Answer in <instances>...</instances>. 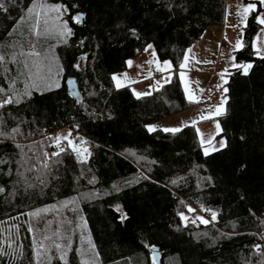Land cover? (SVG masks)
I'll return each mask as SVG.
<instances>
[{
	"label": "trees",
	"instance_id": "obj_1",
	"mask_svg": "<svg viewBox=\"0 0 264 264\" xmlns=\"http://www.w3.org/2000/svg\"><path fill=\"white\" fill-rule=\"evenodd\" d=\"M3 2L0 99L20 95L21 102L0 108V131L9 134L0 136V249L8 253L0 264H13V250H23L22 264H33L38 237L55 233L70 242L68 264L91 259L89 240L98 264H153V245L156 264H169L171 255L178 264H257L255 245L264 246V56H256L251 41L259 7L235 52L252 68L228 74L220 117L227 146L205 155L192 125L171 133L147 124L188 106L176 68L207 26L222 23L225 0H105L103 19L91 18L86 0ZM40 3L67 12L61 20L49 13V33L36 37L27 10ZM80 13L76 23L72 17ZM64 21L72 30L66 43L58 35ZM148 44L174 70L170 83L137 98L129 87L117 89L112 77ZM53 81L60 87L47 89ZM26 90L31 96H23ZM65 126L78 133L77 144L88 142L91 156L81 164L70 151L61 153L45 174L37 157L59 151L48 137ZM41 209L48 210L29 215ZM58 237L44 240L49 245Z\"/></svg>",
	"mask_w": 264,
	"mask_h": 264
},
{
	"label": "rangeland",
	"instance_id": "obj_2",
	"mask_svg": "<svg viewBox=\"0 0 264 264\" xmlns=\"http://www.w3.org/2000/svg\"><path fill=\"white\" fill-rule=\"evenodd\" d=\"M86 2L91 11V18L103 19L101 9H103L105 14L107 2L105 0L104 2H101V0H86ZM249 4L254 7L242 15L243 9ZM258 7L256 22L259 27L252 37L251 45L255 54L258 48L261 50L260 55L256 54V56H264V24L260 23V20L264 19V0H225L222 23L207 26L201 36L186 48L176 68L188 106L176 113L153 120L147 126H156V129L163 131L165 128H182L185 125L193 126V122H195L193 127L196 130L202 151L204 152V148L208 147L210 152H212L211 147L207 143L201 144V134L205 140L210 135L214 136L212 144L216 148H220L219 142L222 139L225 140V138L220 135L221 131L217 134L215 124L217 121L220 124L221 116H214L213 113L215 107L221 103L222 98L226 97V93L222 88H218L217 85L223 83L221 73H225V69H227V72L224 74V79L227 80L230 71L237 68L233 66L234 64L249 63L237 60L235 55L237 51L236 45L238 41L244 45V28L247 25L248 17L251 12H257ZM146 48L147 46L135 57L128 59V61H132L131 66L127 64L124 71L114 74L121 78V83L126 85L124 87H129L134 95L135 93H149L153 87L164 82L165 78H168L169 74L174 70L171 63L169 69L157 71V63H149V61H158L163 66L164 62L169 60L159 59L156 56L154 46L147 51L145 50ZM186 55L188 56V61L186 66L181 68L180 65L184 63ZM232 57H235V60ZM38 63L40 64V61ZM125 73L127 74L126 78L122 75ZM181 74H183V78ZM114 83L116 85V81ZM223 87H226V84H223ZM133 90H135V93ZM190 96L193 99H198L199 102H190ZM209 115H212L211 119H201V116ZM197 129H199V132H197ZM69 132H71V128H60L56 133L52 134L54 136H66ZM70 139L74 140L72 136ZM77 145L80 146V143ZM210 220H213L212 215H210ZM42 222L44 223L45 220H42ZM54 236H51V240ZM38 238H40V241H37L36 246L42 243L46 247H51L52 244L47 245L44 237L40 235ZM66 241L67 243L64 241V236L59 233L55 243L62 245L70 243L69 240L66 239ZM55 251H57L55 248H51V264H54L53 260L58 258L60 254L58 251V254H56ZM33 264H35L34 259ZM169 264H178L172 255L169 257Z\"/></svg>",
	"mask_w": 264,
	"mask_h": 264
},
{
	"label": "snow or ice",
	"instance_id": "obj_3",
	"mask_svg": "<svg viewBox=\"0 0 264 264\" xmlns=\"http://www.w3.org/2000/svg\"><path fill=\"white\" fill-rule=\"evenodd\" d=\"M254 6L252 4H249L246 8L243 9V13L242 15L246 14L249 10H251ZM0 10H4L7 11V8L5 7V4L3 2V0H0ZM67 12V8L66 6L60 5V4H45V3H40V4H34L32 7L28 8L27 13L29 16H34L35 17V23L32 26V32L30 33L31 35H34L36 37H41V36H45L49 33V28H48V24H49V13H55V19L56 20H61L63 14ZM82 16L83 14H77L76 16L72 17V19L76 22V23H81L82 22ZM41 17H43V20H41ZM23 20V18H22ZM43 23V29L41 28V24ZM261 24H264V19L260 20ZM130 31L132 32L133 35L136 34V30L135 29H130ZM11 35V33L9 34ZM58 35L60 37L63 38V41L66 43L67 42V38L70 37L72 35V30L71 28H69L67 26V22L64 21L62 22V24L59 27L58 30ZM83 43V42H81ZM2 47V46H0ZM243 44L238 41L237 45H236V49H242ZM153 45L149 44L147 45V48L145 49L146 51L148 49H152ZM190 51V50H189ZM261 50L258 48L256 51L257 55H260ZM32 55H36L39 56V53L37 52H33ZM86 58V57H84ZM5 57L3 55H0V61H4ZM233 60H235V57H232ZM13 60H15V55H13ZM188 61V56L186 55L184 57V63H182L180 65L181 68H184L186 66V63ZM129 66L132 65V61H127L126 62ZM149 63H157V71H165L167 69H169L171 67V62L170 61H165L163 66H161L159 64L158 61H149ZM27 63H25V67H27ZM234 67H237L239 69L242 70V74L247 75L249 70L252 68V64L251 63H241V64H234ZM74 67L79 68V64L75 65ZM227 72V69H225V73ZM225 73H221V78L223 83L220 85H217L218 88H222L223 91L226 93L228 91V89L226 87H223V84L227 83V80L224 79V74ZM124 78L127 77V74H122ZM181 77L183 78V74H181ZM112 79L114 81H116V87L120 88V87H124L126 86L125 84L121 83V78L117 75H113ZM165 82L166 83H170V79L165 78ZM68 83H73L72 80H69ZM159 83V82H157ZM35 86V85H33ZM60 87V84L58 81H53L52 83H48L46 84V88L47 89H51L52 87ZM4 91L3 89H0V92ZM135 93V90H133ZM151 93H135V95L137 96V98H139L140 96L143 95H150ZM23 96L25 97H29L31 96V91L26 90L23 93ZM189 101L190 102H196L198 103L199 100L198 99H193V97H189ZM21 102V97L20 95H16L15 97L13 96H6L3 99H0V108L5 107V105H10V104H19ZM227 103V97H223L221 100V103L219 105H217L214 109V116H222V115H226V109H225V105ZM212 115L209 116H201V119H211ZM195 122H193V126H194ZM187 126V125H185ZM78 127V126H77ZM149 131H155L156 130V126H147ZM215 127L217 129V134L219 131H222V129L220 128V124L217 121L215 124ZM20 129L19 128H14L12 129V133H19ZM163 131L165 132H171V133H177L182 131V128H165L163 129ZM197 132H199V129H197ZM9 134L8 133H4L3 131H0V136H4L7 137ZM71 132H69L66 136H50L48 137L49 140L54 141L55 146L59 149V151L56 152H52L51 154L48 153H43L42 157H37V159L40 161V165L42 170L45 172V174H47L48 172L51 171V168L53 167L54 164H58L60 163L59 160H52V157H58L61 153H65V152H71L75 155L77 162L84 164L87 162L88 157L91 156V152L89 151L87 145V141H85L83 138H79L80 139V146H78L74 140L70 139L71 137ZM11 138L14 140L15 136L12 135ZM214 139V136H209L207 140H205L203 138V135L201 134V144H205L207 143L210 147L212 151H219L220 148L226 147L227 146V142L226 140H221L219 142L220 148H216L213 144L212 141ZM66 141L67 144L64 145L62 142ZM2 142V141H0ZM16 147H21L20 145H16ZM204 154L205 155H209L210 154V150L208 147L204 148ZM134 155V153H133ZM0 163H3V161H0ZM30 171L32 169H29ZM93 178L92 180L89 181V183H93L94 182ZM207 179H211L210 177H208ZM40 183L44 184L46 183V181L44 179H40ZM131 183V182H129ZM172 183H176V181H172ZM31 187V185H29ZM4 191V189L2 187H0V193H2ZM75 203V199H73L72 201H66L64 202V205L66 206L67 203ZM48 209H41V210H37L36 212L33 213H29V215L34 216V217H39L40 213L43 211H47ZM207 211H210L208 209H206ZM73 211H76V209H73ZM117 211H120L119 208H117ZM189 211H195L194 209L189 208ZM182 219L187 221L188 217L184 216L183 213L180 214ZM217 216V213L213 212L212 213V219L215 220ZM121 221L127 219V215L126 213H121L120 216ZM198 219L201 220L202 223H209L210 221L205 220L203 217H198ZM193 223H195V221H192ZM50 223V222H49ZM264 223V222H262ZM29 231H32L31 228H29ZM54 235H59L58 233H55ZM45 240L51 239L48 236L44 237ZM70 243L66 244V245H62L59 243H55L53 242V244L51 245V247H46L45 245H43L42 243L39 244L36 248H35V252H34V257L33 259L35 260V264H51V259L52 256L50 255L51 252V248H55L60 254L58 259L63 261L64 264H68L67 261V255H68V251L70 250ZM152 248L153 251V255H152V259H153V264H156V256H157V251L155 249V246H150ZM255 249L258 252V255L261 257V259L258 260L257 264H264V246H261L259 244L255 245ZM89 253L91 255V259H87V260H82L81 264H98V257H99V253L96 252L95 250V244L92 243L89 240ZM0 255H8V253L4 250V249H0ZM84 255V252L81 251V256ZM12 256H13V264H17V262H19V264H22L23 259H24V253L23 250H20L19 252H17L16 250H13L12 252Z\"/></svg>",
	"mask_w": 264,
	"mask_h": 264
},
{
	"label": "built area",
	"instance_id": "obj_4",
	"mask_svg": "<svg viewBox=\"0 0 264 264\" xmlns=\"http://www.w3.org/2000/svg\"><path fill=\"white\" fill-rule=\"evenodd\" d=\"M71 134H72L71 135L72 137H75L78 133L76 131H74V130L71 129Z\"/></svg>",
	"mask_w": 264,
	"mask_h": 264
},
{
	"label": "crops",
	"instance_id": "obj_5",
	"mask_svg": "<svg viewBox=\"0 0 264 264\" xmlns=\"http://www.w3.org/2000/svg\"><path fill=\"white\" fill-rule=\"evenodd\" d=\"M127 67V66H126ZM155 78V77H154ZM156 79V78H155ZM114 81V80H113ZM115 82V81H114ZM133 84V83H132ZM114 85H115V83H114ZM115 87H116V85H115ZM117 88V87H116ZM120 88H123V87H120ZM117 89H119V88H117ZM63 128H69L68 126H65V127H63ZM57 132V130H55L53 133H56Z\"/></svg>",
	"mask_w": 264,
	"mask_h": 264
}]
</instances>
